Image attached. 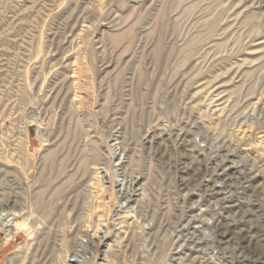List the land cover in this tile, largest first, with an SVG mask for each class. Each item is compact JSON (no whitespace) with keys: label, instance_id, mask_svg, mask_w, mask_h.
I'll return each mask as SVG.
<instances>
[{"label":"rangeland","instance_id":"obj_1","mask_svg":"<svg viewBox=\"0 0 264 264\" xmlns=\"http://www.w3.org/2000/svg\"><path fill=\"white\" fill-rule=\"evenodd\" d=\"M125 180L164 218L191 188L264 264V0H0V208L29 233L9 264H76ZM112 221L107 264H166V225Z\"/></svg>","mask_w":264,"mask_h":264},{"label":"built area","instance_id":"obj_2","mask_svg":"<svg viewBox=\"0 0 264 264\" xmlns=\"http://www.w3.org/2000/svg\"><path fill=\"white\" fill-rule=\"evenodd\" d=\"M134 187L133 185L130 186L126 180L122 183V186L117 190V197H115L112 205L105 204L104 215L100 217L96 229L90 235L87 234L81 238L78 253L72 256L73 262L86 264L92 261V264H107L108 253H110L109 250L114 242L113 235H116L118 229H111V225L114 222L112 220L124 218L126 224L121 226V228L140 226L143 236L147 234L145 230L148 225L151 228L157 224L160 230L166 225L165 231L169 232L165 233V235L168 234L170 239L169 246L165 248L162 242V237L164 236H162L157 238L158 242L155 252H152V247L149 249L153 254L159 253L166 261V264H229L228 259L234 257L238 258V264H248L247 260H245L248 256H252L255 259L254 264H256V254H248L239 250L234 255L230 251L225 250L220 243H216L215 233L218 232L216 227L223 221L217 220L218 218H214V215L211 218L209 216L207 221L196 219L197 207L198 209L201 208L193 197L194 194L191 192V188L181 189L176 201L174 200L175 196L172 197V212L168 213L164 218L161 212L158 216H153L148 211L145 194L139 197L132 189ZM107 203H110V200ZM115 214L117 215L115 216ZM111 217L113 218L112 220ZM202 228L208 229L202 234ZM127 233L125 229L124 234ZM18 236L22 240L14 244ZM28 239L29 233L22 227L20 214L4 212L0 208V244L3 246L14 244L13 252L7 256L6 264H9L10 256L15 254L19 246L23 245L22 243ZM111 240L112 243L110 242ZM145 240L148 241L146 237ZM161 246L162 249L160 251ZM163 248L166 249L164 252H162Z\"/></svg>","mask_w":264,"mask_h":264},{"label":"bare ground","instance_id":"obj_3","mask_svg":"<svg viewBox=\"0 0 264 264\" xmlns=\"http://www.w3.org/2000/svg\"><path fill=\"white\" fill-rule=\"evenodd\" d=\"M35 122H36V121H35ZM44 139H45V138H44ZM13 255H14V254H13ZM13 255H12V256H13ZM10 258H11V256H10ZM11 259H12V258H11ZM11 259H9V262L11 261Z\"/></svg>","mask_w":264,"mask_h":264}]
</instances>
